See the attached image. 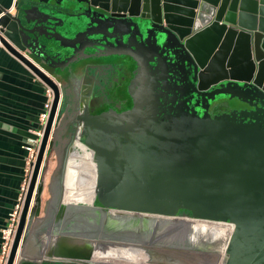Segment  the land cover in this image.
Segmentation results:
<instances>
[{
	"label": "water",
	"instance_id": "95a60500",
	"mask_svg": "<svg viewBox=\"0 0 264 264\" xmlns=\"http://www.w3.org/2000/svg\"><path fill=\"white\" fill-rule=\"evenodd\" d=\"M37 1L45 4L23 18L0 3V45L53 90L5 264H67L26 248L42 221L29 218L39 212L46 151L59 138L72 155L67 161L62 154L60 164L77 167L85 154L94 183L90 200L56 196L47 204L55 216L50 243L93 238L92 245L134 248L149 263L156 253L168 264H264V0ZM69 3L84 5L72 12ZM86 48L132 58L131 102L95 113L74 107L72 136L70 113L57 110L61 84L26 51L50 70L68 71L70 82V73L79 84L89 68L94 78H107L101 54L74 73L86 60L75 56ZM222 101L239 107L211 115ZM50 246L55 254L73 253Z\"/></svg>",
	"mask_w": 264,
	"mask_h": 264
},
{
	"label": "crops",
	"instance_id": "0c3cea01",
	"mask_svg": "<svg viewBox=\"0 0 264 264\" xmlns=\"http://www.w3.org/2000/svg\"><path fill=\"white\" fill-rule=\"evenodd\" d=\"M22 1L24 0H0V3L11 13H15L16 4ZM37 63L40 64V62ZM44 90L45 83L33 70L0 45V259L1 229L9 221V213L19 200L27 175V151L24 144L28 137L35 136V131L40 126L38 113L45 101ZM65 111L64 107L60 106L61 116ZM63 129L64 126L60 133ZM56 144L57 147L47 149L43 162L44 179L40 203L44 201L45 206L43 213L40 206L39 212L32 219L35 222L36 218H42V221L37 223L33 229L38 235L43 234L47 204L51 200L56 199V196L61 197L62 201L76 199L75 193L78 190L75 183L77 185L78 181L75 172L77 170L84 171L81 175L82 181L80 180L79 183H82L81 187L84 191L88 189L89 184L86 175L90 170L87 156L85 154L81 156L76 168L72 166L69 168L68 164L62 166L60 156L63 154L65 160L69 161L72 155L67 146L65 147L63 140L59 138ZM72 171L75 173L74 177H70Z\"/></svg>",
	"mask_w": 264,
	"mask_h": 264
},
{
	"label": "flooded vegetation",
	"instance_id": "af4514ba",
	"mask_svg": "<svg viewBox=\"0 0 264 264\" xmlns=\"http://www.w3.org/2000/svg\"><path fill=\"white\" fill-rule=\"evenodd\" d=\"M45 4L43 2L37 1V0H24L18 4H16V12L19 13L22 18L25 10L29 9H35L37 8L36 6ZM74 4V3H73ZM76 5L75 8L68 4V10L74 11V12H79L81 11L83 5L80 3L74 4ZM47 6H51L50 4L47 3ZM27 55H29L32 58H35L31 52L26 51ZM98 54L103 55V58H106L107 60H104L105 62L100 65L103 68H108V76L107 78H102L100 79V76H95V78L91 75L92 69L89 68V71L87 74H85L79 84H76V75L70 73V78L72 82H70L69 85H71L72 88V95L71 98L66 99L65 96L62 94L61 98V107H64L65 110H68L70 113V125L68 126V132L72 136H76L78 133V124L76 119L73 120V117L75 116L73 110L74 107L79 108V107H86V113H95L101 110H106L108 108H114L116 110H120L123 108H126L130 102L131 98L127 94L126 91V84L132 75L133 69L135 68V62L132 60L130 56L127 55H121L118 57H111L110 54L106 53H100L97 52L93 49L86 48L85 50L81 51L75 58L79 59L80 57H85L86 60L80 61L78 63H75V67L73 68L74 73L77 75L79 74L80 71H82L83 65L85 63H96L95 60L92 58L94 56H97ZM36 60L40 62L41 65H43L46 69H50V66H47L46 62L44 59L41 57H36ZM52 69V68H51ZM84 72V71H83ZM52 73L54 74H59L55 69L52 70ZM56 74V76H57ZM88 96V99H87ZM234 107H239V103L236 101L229 103L228 101H222L220 103H216L211 108L209 109V112L211 115L214 113H221V112H226L231 110ZM72 120V121H71ZM74 121V122H73ZM73 122V123H72ZM91 168V167H90ZM90 172H87L89 175L88 177V182L92 181V171L91 169L89 170ZM80 177L83 175L84 171L81 170L80 172ZM87 175V176H88ZM82 181V180H81ZM80 183V181H79ZM82 184V183H81ZM81 184L79 188L81 187ZM78 189V187H77ZM91 198V197H90ZM87 200V199H86ZM90 200V199H88ZM93 204H99L96 199L93 200ZM181 213L184 211L180 210ZM54 216V212L51 211V208L49 207L48 212L46 214V218L44 221L45 226L43 227V234H39L35 231H33L29 237H28V242H27V251L30 252L33 255H39L40 259H46L47 261L53 262V263H67V264H82L86 262L87 260H91L90 257L86 258L87 251L91 247H95L96 244H90V241H96V239L89 238L83 243H77V241L74 240V238H70L73 241L71 246H68L69 249L73 252L72 255L68 254H55L53 253V247L50 245H55L57 247H64L63 250H66L65 247H67L66 241H63L60 243V241L57 242H52L50 243V229H52V221ZM48 218H50L48 220ZM43 226V225H42ZM39 231V230H38ZM69 240V239H68ZM67 240V241H68ZM71 240V241H72ZM62 241V240H61ZM70 241V240H69ZM68 241V242H69ZM67 242V243H68ZM60 245V246H59ZM79 246L82 249L80 251H74L76 247ZM102 245L103 244H98ZM62 249V248H60ZM56 252V251H55ZM78 253V254H77ZM149 254V253H148ZM81 255V256H80ZM146 255V254H145ZM150 255V254H149ZM154 257V261L149 264H168L169 262L172 263L173 261L170 258H164L165 256L163 255H157L156 253L152 254ZM159 259V261L157 260ZM162 260V261H161Z\"/></svg>",
	"mask_w": 264,
	"mask_h": 264
},
{
	"label": "built area",
	"instance_id": "2783aa9c",
	"mask_svg": "<svg viewBox=\"0 0 264 264\" xmlns=\"http://www.w3.org/2000/svg\"><path fill=\"white\" fill-rule=\"evenodd\" d=\"M27 57H29V59H31L34 62V60L30 56L27 55ZM35 63L38 65L37 62H35ZM48 74H49V76L52 77V79L60 87V82L58 80H56L55 77L52 76L50 73H48ZM44 91H45V101L43 102V107H42L41 111L38 113V119H39L40 126H39L38 129H36L35 136L34 137H28L26 143L24 144V147H25V149L27 151V167H26L27 175H26V178H25L24 183L22 185V191H21L19 200L15 204V206L11 210V212L9 213V221L1 229L2 248H1L0 264H5V260H6L9 248H10L12 237H13L16 225H17V221H18L19 212H20V209H21V204H22L24 192H25V189H26V186H27V182H28V179H29V175H30V172H31L32 162L35 159V156H36V153H37L38 144L40 142V139H41V136H42V133H43V130H44V126L46 124V120H47L48 115H49L51 103H52V100H53V90H52V88L50 86H48L47 84H45V90ZM60 104H61V100L59 99L57 110L59 109Z\"/></svg>",
	"mask_w": 264,
	"mask_h": 264
},
{
	"label": "bare ground",
	"instance_id": "6f19581e",
	"mask_svg": "<svg viewBox=\"0 0 264 264\" xmlns=\"http://www.w3.org/2000/svg\"><path fill=\"white\" fill-rule=\"evenodd\" d=\"M74 174L75 173L73 171L70 172V177H74ZM93 183H94L93 181L89 182L88 189L86 191L83 190L84 188H79L80 185L78 186V184L76 185L75 183V186L78 187L77 189L78 191L75 193L76 198L90 199L91 197L90 188L93 186ZM129 215L135 216V214H129ZM118 216L129 217L127 215H124V213L118 214ZM173 220L182 222V223L189 221L193 227L202 225V223H200L201 221L199 222V220H196V219H184L183 217H176V218H173ZM214 226L223 231L227 229V226L224 223H217ZM69 240H68L69 242L66 240L67 247H65V249H69L68 246H71V244L74 241L72 239H69ZM61 248L64 249V247H61ZM74 248H75V251H80V249H82L81 247L77 245ZM87 253L90 259L94 261H106V262H112L115 264H149L148 257L142 252H139L138 250L134 248L108 247L105 245L103 246L96 245L95 247H91L87 251Z\"/></svg>",
	"mask_w": 264,
	"mask_h": 264
},
{
	"label": "rangeland",
	"instance_id": "374dc122",
	"mask_svg": "<svg viewBox=\"0 0 264 264\" xmlns=\"http://www.w3.org/2000/svg\"><path fill=\"white\" fill-rule=\"evenodd\" d=\"M32 59L35 60V61H37L35 58H32ZM42 67H44V66L42 65ZM62 73L63 74H60V73L57 74L56 73L57 76H58L57 78L55 77V75L52 72H51V75H53L57 80L60 81L62 94L65 96L66 99H69V97L71 98V95H72V88H71V85H69L70 84V81H69V78H68L69 72L67 71V72H62ZM62 128H63V125L60 126V129H62ZM35 203L36 202H33V205H35ZM39 205L41 206V209L40 210L43 213L44 206H45V202L43 201L42 203H39ZM34 216H35V214L29 218V221H32V219H33Z\"/></svg>",
	"mask_w": 264,
	"mask_h": 264
}]
</instances>
